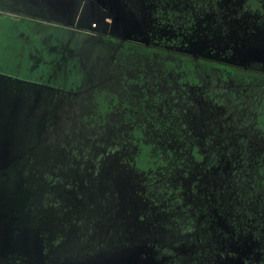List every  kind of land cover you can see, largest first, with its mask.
Here are the masks:
<instances>
[{
  "label": "rangeland",
  "instance_id": "rangeland-1",
  "mask_svg": "<svg viewBox=\"0 0 264 264\" xmlns=\"http://www.w3.org/2000/svg\"><path fill=\"white\" fill-rule=\"evenodd\" d=\"M131 18L145 29L138 12ZM134 27L114 33L131 39ZM20 33L8 41L16 75L23 60L40 70L52 56L59 67L55 42L41 48V37ZM73 39L60 38L70 46L47 85L12 78L0 65V264H254L263 244L232 217L241 201L228 188L234 159L246 158L233 120L252 113L242 101L231 112L236 84L213 70L182 86L173 56L124 57L118 42ZM219 41L209 45L227 44ZM192 145L205 164L189 169ZM249 146L251 158L264 148L257 137ZM184 210L197 217L189 246L178 242L181 223L170 220ZM177 245L176 254L165 251Z\"/></svg>",
  "mask_w": 264,
  "mask_h": 264
},
{
  "label": "flooded vegetation",
  "instance_id": "flooded-vegetation-1",
  "mask_svg": "<svg viewBox=\"0 0 264 264\" xmlns=\"http://www.w3.org/2000/svg\"><path fill=\"white\" fill-rule=\"evenodd\" d=\"M118 3L121 7L116 10ZM132 12L136 16L138 12L145 20V29L134 27L136 23L131 18ZM120 13L126 18H122ZM242 21H248L250 26H242ZM118 26L134 27L133 38L129 39L123 32L115 34ZM19 31H22L21 35L41 37L42 41L38 43L41 48L55 42L50 50H61L55 59L59 67L54 65V60H48L52 56L42 60L41 71L32 68L31 64L25 65L23 60V65L19 67L20 75H16L9 65L8 41ZM81 35L103 37L120 43L124 57L129 52H145L152 58L156 53L175 57L177 63L170 64L179 66V83L180 80L185 83H180L182 86H196L199 80L202 83L208 78V72L213 70L220 71V78L224 76L228 84H236L239 92L233 98L234 104L230 103L231 112L242 101L238 107L246 106L252 113L249 117L233 120L246 158L242 159V164L238 161L240 166L234 159L237 167L234 166L229 177L228 188L232 191V198L241 201V208L232 206V217L237 216L242 221L244 230L253 229L252 233L263 244L264 251V148H256L254 155L257 158H251L254 145L249 146L256 137L264 144V0H0V65L12 78L31 81L29 78L33 76L39 84L47 85L55 69L61 70L57 61L70 46L61 45L60 38L67 37L72 42L73 38ZM220 39L227 42L225 47L209 45V42L217 43ZM38 46L36 48L40 49ZM61 60L64 61L65 57ZM51 67H54V72ZM44 70L48 78L43 75ZM0 75L3 74L0 72ZM95 98L98 111L105 112L104 108L101 109L106 102L103 96L95 94ZM115 100L111 96L110 101ZM187 160L189 169L192 168L191 163L205 164V157L194 145ZM196 218L189 210L171 214L170 220L174 225L181 223L186 230V235L178 241L180 245L189 246L190 231ZM232 227L236 232L234 236L240 238L238 223H232ZM171 244H177L176 239ZM164 247L173 255L176 254L174 250L181 246ZM254 264H264V252L255 258Z\"/></svg>",
  "mask_w": 264,
  "mask_h": 264
},
{
  "label": "trees",
  "instance_id": "trees-1",
  "mask_svg": "<svg viewBox=\"0 0 264 264\" xmlns=\"http://www.w3.org/2000/svg\"><path fill=\"white\" fill-rule=\"evenodd\" d=\"M115 102V101H114ZM101 109L103 110V107H101ZM145 156L144 154V150L141 151L140 155L137 157L138 160L143 159V157Z\"/></svg>",
  "mask_w": 264,
  "mask_h": 264
},
{
  "label": "water",
  "instance_id": "water-1",
  "mask_svg": "<svg viewBox=\"0 0 264 264\" xmlns=\"http://www.w3.org/2000/svg\"><path fill=\"white\" fill-rule=\"evenodd\" d=\"M81 22H82V20H81ZM82 24V23H81Z\"/></svg>",
  "mask_w": 264,
  "mask_h": 264
}]
</instances>
